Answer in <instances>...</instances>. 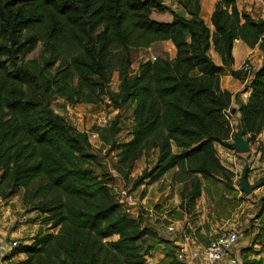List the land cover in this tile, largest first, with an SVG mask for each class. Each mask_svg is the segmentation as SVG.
Segmentation results:
<instances>
[{
    "label": "trees",
    "instance_id": "obj_1",
    "mask_svg": "<svg viewBox=\"0 0 264 264\" xmlns=\"http://www.w3.org/2000/svg\"><path fill=\"white\" fill-rule=\"evenodd\" d=\"M180 3L186 15L163 0H0V198L22 188L23 204L57 228L16 246L9 257L25 255L16 264H149L141 241L156 236L110 191L113 176L91 166L96 155L85 132L50 107L53 93L71 104H98L104 96L114 109L133 103L128 140L114 139L116 120L110 125L115 170L126 176L155 150L154 165L135 183L151 184L175 169L171 180L182 185V209L201 196V177L231 189L235 173L216 146L231 149L236 127L229 111L237 93L221 88L220 74L246 82L238 123L248 142L255 141L264 127V62L252 70L246 60L234 69L232 49L236 39L249 48L264 42V21L239 10L235 0H217L211 29L199 0ZM152 11H168L171 19H155ZM157 41L174 46L172 60L147 59L131 74L132 50ZM38 46L42 69L28 58ZM113 72L116 92L109 86ZM261 185L264 178L256 181ZM260 201L264 207V195ZM168 264L185 262L171 258Z\"/></svg>",
    "mask_w": 264,
    "mask_h": 264
},
{
    "label": "rangeland",
    "instance_id": "obj_2",
    "mask_svg": "<svg viewBox=\"0 0 264 264\" xmlns=\"http://www.w3.org/2000/svg\"><path fill=\"white\" fill-rule=\"evenodd\" d=\"M181 0H163L169 7L177 12L184 10ZM257 2V0H254ZM259 5L256 3V7ZM252 13L261 18L258 11ZM163 14H170L168 11ZM162 13L152 11L151 17L163 18ZM264 21V19H262ZM212 29L211 23H208ZM172 45L169 42L155 43L148 48L132 50V64L130 73L137 72L140 62L162 56L172 60ZM214 56L213 49H210ZM236 58L242 55V48L236 46ZM34 65L42 69L40 46L28 55ZM48 69L45 68V73ZM117 72H113L109 83L114 92L118 89ZM107 98L98 104L85 102L68 103L64 97L53 93L50 107L61 113L66 121L78 131L85 132L89 151L96 155V161L91 162L96 172H107L113 176L114 183L110 191L115 193L121 188L131 193L134 197L136 208L143 220L156 233L155 237L142 240V246L148 251L149 264H168L171 258L178 259L177 254L183 253L185 264H201L202 250L210 238L234 229L238 233V248L240 264L251 259H264L261 251V240L264 239V207L260 198L264 195V185L256 187V181L264 178V141L257 138L250 142L248 153H232L237 163L229 165L236 170L231 189L213 178L201 177V196L196 202L185 210L181 208L180 190L182 185L171 180V171H168L157 181L148 184V179L135 183V179L144 171H149L155 163L156 151L147 150L145 154L135 161L133 168L126 176L118 174L115 170L117 150H112L110 145L113 136L110 125L116 120L119 131L114 135L117 141L129 139L128 132L132 124V110L134 104L127 102L119 109L108 106ZM230 113V121L234 127L238 124L236 111ZM104 118L103 122L97 120ZM96 133V139H89V132ZM244 166H248L247 181L252 191L245 194L239 186V176ZM23 189L20 188L9 198H0V264H16L25 259L24 254L9 257L12 250L21 244L28 243L32 236L40 231L55 233L57 228L50 224H42L41 216L29 206L23 204ZM9 210V214L5 212ZM136 214L133 213L132 217ZM21 218H24L20 221ZM173 226L174 230L168 231ZM17 240V245L10 247V242Z\"/></svg>",
    "mask_w": 264,
    "mask_h": 264
},
{
    "label": "crops",
    "instance_id": "obj_3",
    "mask_svg": "<svg viewBox=\"0 0 264 264\" xmlns=\"http://www.w3.org/2000/svg\"><path fill=\"white\" fill-rule=\"evenodd\" d=\"M216 1L217 0H199V5H200L199 14L203 18V20L206 22L207 25H209L208 23H210V16H211V13L213 11L214 4L216 3ZM235 2H236V6L239 10H245L253 18H258L257 16H255L252 13V11H254V10L257 11V9L260 12V9L256 7V3L258 4V2L254 1V0H235ZM164 4H166V3H164ZM166 5L169 6L168 3ZM174 11H176V10H174ZM178 13L186 15L185 10H183L182 12H178ZM162 15H164V16H163V18H160V20L167 21V20L171 19L170 14H163L162 13ZM165 42H169V41H157V42H154L153 44L165 43ZM236 46H239L240 48H242V55L239 57V59L236 58V53H235ZM172 47H173L172 54L174 55L175 49H174L173 45H172ZM232 53H233V58H234V62H233L232 67L234 69L241 68L243 66V63L247 60L250 64V66L252 67V70H255L264 62V42L260 41L259 43H257V45L254 48H249L248 46H246V44L242 40L236 39L234 41V44H233ZM212 58L215 61V63L220 64V58H219V55L217 53L214 52V56H212ZM245 84H246V82H240L238 79L232 77L228 73V71H226V70H223L220 74V86H221V88L227 89L230 92H232L233 94L237 93V98L233 97L231 106L235 108L236 114L238 115V118H239V113L237 111L238 102L239 101L245 102L248 98V95H249V91H242ZM257 138L264 141V127L262 129V132L257 136ZM216 148H217V151H218V154H219V157H220L222 164L225 165L227 168L231 169L236 175V170L232 169V167L229 165V163L231 164L232 161L235 164L237 163V161H236L237 159L232 156V153H234V154H236V153L233 150L227 149L221 145H217ZM174 170L175 169H171L169 171H171V174H172Z\"/></svg>",
    "mask_w": 264,
    "mask_h": 264
},
{
    "label": "built area",
    "instance_id": "obj_4",
    "mask_svg": "<svg viewBox=\"0 0 264 264\" xmlns=\"http://www.w3.org/2000/svg\"><path fill=\"white\" fill-rule=\"evenodd\" d=\"M258 5L260 7L261 18L264 19V0H257ZM249 68V65L245 64V69ZM104 118L98 117L97 120L101 123ZM89 139H96L95 132L88 133ZM264 168V162L261 164ZM115 194V193H114ZM115 196L117 199L123 204L126 208L127 212L130 216L136 214L138 215V211L133 212L135 206V199L131 193L121 188L116 192ZM7 214H9V210H5ZM135 216V217H136ZM24 218H21L22 221ZM168 231L174 230L173 226H169ZM238 233L234 229H230L224 231L213 238H210L206 245L202 250V259L201 264H240L239 258V248H238ZM10 247L17 245V240H13L10 242ZM183 253H178V260L182 261L184 259Z\"/></svg>",
    "mask_w": 264,
    "mask_h": 264
},
{
    "label": "water",
    "instance_id": "obj_5",
    "mask_svg": "<svg viewBox=\"0 0 264 264\" xmlns=\"http://www.w3.org/2000/svg\"><path fill=\"white\" fill-rule=\"evenodd\" d=\"M236 110L234 107L231 108V112L234 113ZM230 148L236 153L243 154L250 151V146L248 140L245 138L244 129L240 123L236 125V131L233 134L232 141L230 143ZM247 169L248 166H244L242 173L239 176L238 182L241 191L245 194H249L252 191V187L249 186L247 181Z\"/></svg>",
    "mask_w": 264,
    "mask_h": 264
}]
</instances>
